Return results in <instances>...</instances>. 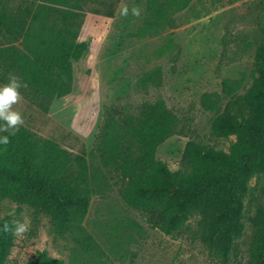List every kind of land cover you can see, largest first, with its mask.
<instances>
[{
    "label": "rangeland",
    "instance_id": "1",
    "mask_svg": "<svg viewBox=\"0 0 264 264\" xmlns=\"http://www.w3.org/2000/svg\"><path fill=\"white\" fill-rule=\"evenodd\" d=\"M148 1L119 0L111 18L84 12L77 40L88 41L87 52L72 61L70 92L50 99L46 111L29 85L19 90L22 99L13 110L24 119L21 127L30 129L40 142L57 141L72 154L84 145L91 191L85 216L67 228L43 211L0 197V221L8 217L13 224L29 223L28 232L13 235L3 264H26L43 250L64 264H254L251 247L263 205V174L249 179L242 233L222 255L203 240L198 214L170 232L152 226L148 210L131 203L129 180L116 165L103 162L97 147L109 121L123 125L126 116L139 115L144 102L162 99L179 122L156 147L155 160L186 175L192 169L189 143L229 152L235 136L212 133L216 114L202 107L201 95L219 96L225 105L252 84L254 56L264 47V0H188L162 28L147 25ZM125 5L129 14L122 16ZM134 6L140 9L139 16L131 14ZM61 7L65 6L60 0H0L6 15V24L0 26V50L12 48L13 56L32 57L25 33L41 24L59 28ZM152 73L156 76L147 78ZM11 75L26 83L0 58V87ZM226 83L238 86L234 95H225ZM231 111L247 114L240 104Z\"/></svg>",
    "mask_w": 264,
    "mask_h": 264
},
{
    "label": "trees",
    "instance_id": "2",
    "mask_svg": "<svg viewBox=\"0 0 264 264\" xmlns=\"http://www.w3.org/2000/svg\"><path fill=\"white\" fill-rule=\"evenodd\" d=\"M59 28L41 24L38 30L27 31L24 39L32 43V57L12 55V48L0 50V58L9 68L17 70L22 80L41 97L42 111L52 98L68 94L72 84V61L83 57L88 41L77 40L81 16L85 11L114 17L119 0L61 1ZM188 0H149L147 25L162 28L175 11L183 9ZM92 4L89 9L86 5ZM6 15L0 8V26ZM264 33V28L262 29ZM252 84L240 98L234 96L225 105L219 96L201 95V105L216 117L211 131L217 137L234 135L229 152L189 143L192 169L186 175L171 172L165 163L154 159L156 147L167 139L179 122L162 99L144 102L139 115L126 116L123 125L109 121L98 150L103 162L117 166L129 180L131 203L148 210L149 223L166 232L189 216L198 214L202 238L222 255L243 229V199L249 179L264 175V47L255 56ZM156 76L152 73L147 78ZM237 87L225 84V95H234ZM240 104L247 112L233 113ZM1 125V121H0ZM8 135L0 132V137ZM10 143L0 144V197L18 204H27L56 219L67 228L77 225L89 207L88 172L90 162L80 144L77 153L53 139L40 142L34 133L20 127L9 137ZM93 155V153L91 154ZM263 205L257 213V229L251 247L254 264H264V182ZM13 225L8 217L0 221V264L13 245V234L5 233L3 225ZM90 248V237H85ZM26 264H64L62 259L46 251Z\"/></svg>",
    "mask_w": 264,
    "mask_h": 264
},
{
    "label": "clouds",
    "instance_id": "3",
    "mask_svg": "<svg viewBox=\"0 0 264 264\" xmlns=\"http://www.w3.org/2000/svg\"><path fill=\"white\" fill-rule=\"evenodd\" d=\"M120 11L122 16H127L129 14V8L127 5L123 6ZM131 14L133 16H139L140 9L135 6L132 7ZM22 87L26 88L27 84L22 83L20 79L14 75L9 77V82L7 84L0 87V121L4 122L0 125V132L8 133V135L0 137V144H9V137L19 131V128L24 124V119L21 113L13 110V105L18 104L22 99L19 91ZM28 230L29 223L27 221H16L13 225L8 223L3 225V231L13 235L22 236L28 232Z\"/></svg>",
    "mask_w": 264,
    "mask_h": 264
}]
</instances>
